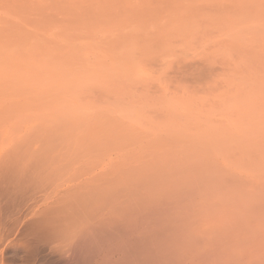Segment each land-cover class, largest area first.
Here are the masks:
<instances>
[{
	"label": "rangeland",
	"instance_id": "1",
	"mask_svg": "<svg viewBox=\"0 0 264 264\" xmlns=\"http://www.w3.org/2000/svg\"><path fill=\"white\" fill-rule=\"evenodd\" d=\"M0 264H264V0H0Z\"/></svg>",
	"mask_w": 264,
	"mask_h": 264
}]
</instances>
